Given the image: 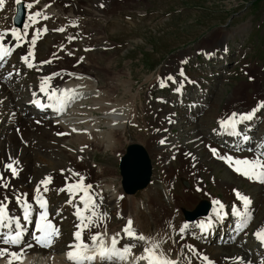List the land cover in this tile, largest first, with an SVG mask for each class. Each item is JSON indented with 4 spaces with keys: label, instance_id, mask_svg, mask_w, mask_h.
I'll use <instances>...</instances> for the list:
<instances>
[{
    "label": "bare ground",
    "instance_id": "1",
    "mask_svg": "<svg viewBox=\"0 0 264 264\" xmlns=\"http://www.w3.org/2000/svg\"><path fill=\"white\" fill-rule=\"evenodd\" d=\"M22 1H24L26 9V18L24 19L25 23L23 24L22 29L18 30L13 28L9 22L13 13L12 3H14L15 0H0V32L16 30L22 34L25 30L24 26L29 23L32 24V26L27 29L28 35L25 38V42H23L20 47H15L10 57H5V60L3 62H0L3 63V66L0 67V156H4L7 154L9 155V158L3 161L0 157V174H2L4 177V183H7L9 185L7 189L0 187V200H3L4 197L7 196L10 200V203L8 204L9 214H18L20 217L21 211L17 213V210L20 208V206L17 205L15 200H12L11 197H9V194H11L12 197L18 194H27V199L33 207L32 215L37 212L39 213V206L33 203L35 202L33 197L37 195L35 190L39 183L36 185H31L29 181L32 177L36 176V174H39L38 180H45V178L50 177V182L46 185L48 190L44 191L45 186L41 185L39 194L47 201L48 220H50L58 230V235L53 237L51 246L47 248L54 249L58 242H60V240L65 235L61 233L63 229L71 228L73 229V232H76L78 230L77 224L80 223L78 217L75 215L74 218H69L68 215L75 213L77 207L83 210V206L77 202L76 196L71 198L72 203H68V200L66 201L65 205H62V202L64 200L63 196L69 197L70 195L66 190L70 183L74 181H80L83 186L86 187L85 183L82 182L83 179L79 180V175H84V172L80 171V173L78 174L77 172L79 170L74 169L73 171L76 172V175H72V173L70 175L71 167H84L87 173L90 171L91 174H93V178L99 176V178L94 179L90 185L95 186L97 193L101 191L102 200L96 199L98 205V209H96L97 212H101L102 205H110L111 209L109 211V216L118 212L120 214V222L123 221V219H128L129 216L132 218L133 228L143 233L139 220L140 214L136 212V209L134 207L135 202L130 198V196L125 195H123L122 198L117 201L116 196L120 192L117 191L112 181L102 180V182H99V180L102 179L101 174L107 176V174L109 173L108 166L105 165L107 167H104L97 163L95 165L96 167H90L91 163L89 162V158L87 157V152L94 149L101 152H115V149L117 148L116 143H118L121 138L124 137L123 130L126 128L127 122L129 120H134L136 111L134 96L130 97L128 100H119V98L117 97L113 98L117 93L119 87L123 86V92H125L126 94L128 93L130 87H126L125 85H123V83L126 84L129 80L125 81L122 79H118V75L116 74L112 76H106L108 78L106 83H98V79H95L96 76H94L90 72L91 70H95L96 68H101L99 67V65H97L99 64L98 62L92 61V56H98L96 47L95 50L97 54L93 55V52L95 50L93 52L86 53L88 51V47H84L82 45L84 47L83 53H86V57L81 59L82 56H74V54H76V45L74 43L73 48L71 49L69 48V44L67 45L68 47L60 46V39H57L58 41L55 44V47L58 49H55L53 47H49L50 43H53V41H50L45 37L44 40H47V44L39 45L38 50L36 44H31L33 35H37V37H39L38 35H40L39 33L37 34V30H40V33L45 34L55 28H58L56 26L53 27L55 24L58 25L59 23H62L63 25L65 22L71 24V22L75 20H78V22L82 21L80 22L81 25L86 27L84 28V31L87 34H90L93 32V29L91 28V30L88 31L86 26L87 24L85 25V22H88L89 18L100 17V15L98 14H101V12L103 11L100 9H96L93 3H87L85 5L73 3L71 7L65 9L61 4H58V2L57 4L53 3L52 6L47 7L45 0ZM29 3L33 5L31 9L26 7V5ZM37 12L41 13V15L36 17L38 23L33 24L29 17ZM87 15L89 16L88 18ZM45 17L47 18L45 19ZM40 20H42L43 22L39 24ZM49 35L50 34H48V36ZM94 35H96V37H94ZM94 35L92 34V36L94 37L93 39L97 43L102 41L101 38L97 36V33H94ZM71 36L75 37L76 40L78 39L79 41H81V36L76 37L74 34H71ZM13 41L15 40L12 39L11 36H9L6 38L4 43L6 46H14ZM222 45L220 48H222ZM24 47H30V49H28L32 52L33 60L31 63L33 67L31 68H29L28 66H23L22 57L26 55H24L23 53L21 54L20 50H22ZM57 50H60L61 52ZM70 52H72V56ZM15 53H17V56L14 57ZM55 58L59 60L56 61L54 60ZM52 60H54V62H52ZM75 61H79V64ZM102 67L110 66L106 61V63L104 62V64H102ZM39 69H42V71L37 72ZM66 69L69 70L67 71ZM28 70H34L35 73L37 72V74L33 78H29L28 76L24 78L23 73H27ZM9 74H11V76H9ZM47 74H50V76L52 77V79L49 81L50 87L53 88L57 86L60 83L59 81L65 82L67 84L65 88L66 93H72L74 91L79 93L83 91L82 103L84 101L89 102L88 106H84L81 103L79 109L75 107L74 111L71 113L73 119L67 121L65 124H57L55 123V120H50L43 116L33 115L30 111V107L24 104L28 100H31L29 98L30 96H33L32 101L34 100V98L36 99V97L39 96L37 87L39 84H41L42 80ZM92 76H94V79L92 78ZM53 84H55V86H53ZM216 91L217 92H215V94L216 96H218L221 89L217 88ZM236 94L239 93L236 92ZM236 94H234V96ZM153 102L154 101L145 104V111L147 115H149V113L151 112V107L157 106L158 108L159 106L157 103ZM173 102L178 104L180 100L177 98H173ZM261 102H264V100L261 99L258 102H253L251 105L249 104L248 107L246 106L242 108V106L234 104V108H230L233 103L231 100H228L227 103L223 105V107L224 110L229 108L227 111L239 107L240 109L235 110L240 112L235 113L246 114L254 109H258ZM217 106V102L213 105H207V108L203 110V116H213V119L219 117L220 113H218V111L216 112ZM114 107H120V109L118 110L122 111V117H118L117 115H110L102 118H91L88 122H84L88 125V129L81 131L79 134L75 132V129L78 126L82 125L80 122H78L81 114H86L87 116H89L90 114H94V112L105 114V112H113ZM168 111L169 109L166 108L165 113ZM163 115L164 112L161 114V116ZM183 118H181V121H179L178 124L183 121L186 122L187 119ZM123 120H125V124L123 123ZM257 123L258 119L255 112L253 120L246 121L243 124V133L249 134L250 132H253L258 128ZM178 124H176L175 126L177 127V129L181 128V130L180 132L175 133L174 137H176V139L167 138V140H169L167 146L162 147L155 142V139L158 136L162 137L166 135V133L164 132L159 133L158 130L152 131V135L150 136L151 140L149 139V141L151 142L147 143L151 147V150H154L155 152V159L158 160L157 162L160 166V170H163V173L158 177V180H160L161 183L160 186L162 188H164V184L167 188L170 183L169 180H166V177L171 170L170 167L173 166V162L169 160L168 162H165L167 163L165 165L164 160H166L167 157L172 154L171 149H169V145H171L172 143H185L179 149L183 150L188 147L189 150H192V155L189 158L183 157L178 159L179 166L182 168V177L188 176V178L197 180V175H199L200 173L197 164L202 168L205 166V162L207 160L209 161V163L221 167V164L219 162L210 159L208 152H206L204 148L199 150L198 142L191 141L193 137L201 134L203 138H207V132H205V129L203 128V126H205L204 122L198 120V122L194 125H188V127L183 128ZM99 125H101L102 128H99L97 131H93V128ZM149 125L152 124L149 123ZM172 127L173 125L169 127V131L171 132ZM194 128H197V133L189 134L188 131ZM211 128L214 129V126ZM33 129H36L34 130L35 132L32 131ZM183 132H185V134H183ZM13 135H15L17 138L16 143L20 144V150H17L11 141V136ZM253 137L259 141H264V134L253 135ZM127 139L129 140L130 138ZM152 139H154L153 142ZM6 140H9V142L3 144V142ZM206 141L211 142V140L208 139ZM131 143L139 142H135L134 139H131L130 142L127 143V145ZM210 146L215 145L210 144ZM144 150L146 156L149 157L145 147ZM164 151L165 153L161 154ZM226 153H228L229 155L232 154L231 152L227 151H219V155H226ZM237 154V157L234 158H246V154L244 152H239ZM187 159L188 162L186 164L190 167L188 172L184 167L185 162H183V160ZM12 161L16 162L15 166L17 167L18 171V175H16L15 177H13L11 172L5 168V165ZM63 168L67 169L64 170ZM47 169L48 174L44 172ZM194 169L197 173H192ZM106 171L108 172L107 174ZM229 171L226 169H219L216 172L220 173L221 176L213 177L221 185L229 184L233 188V194L228 197L229 199H227V197L220 199L222 204L225 207H228L227 211L232 212L234 204L239 210L243 211L241 201L234 198V193L236 192H234L235 189H237V191H239V193H241L242 195L248 197L251 201L250 205L248 206V211L251 214L249 223L245 228H243L242 231L239 232V234H237L234 230L236 218L232 215V213L231 217L234 223L233 225H229L225 229L223 227L225 225V221L223 223H219L220 220L213 218V214L215 211L212 201L214 200V198H211L209 194L202 188L203 185L198 184L197 181H195V184L202 186H198V190L193 187L195 184L192 186L193 188H191L190 186L188 189H182L181 193L179 192L178 194H173L169 191L170 188H167V194L171 197H168L166 205H159L156 203V200L154 198V187L150 185L145 191V196L149 201V204H147V208L149 210L148 213L152 218V222L154 223L153 227L155 235L152 237L149 235L144 236L145 239L142 243L144 244L142 247L143 251L146 247H150L152 243H158L159 247L156 249L157 253L163 252L167 258L172 260L179 259L181 264H235V258L241 257L244 259L245 264H247V261L249 260H251L253 264H259L260 257L264 256V253L261 245H258V239L256 240L255 237L253 238L255 247L252 251L248 249V242L245 243L244 240L246 239L245 236L249 227H254L255 233L257 232V230L264 229V183L249 179L248 177L236 173L233 168H231V170ZM186 177L184 179H187ZM54 180L61 182V184L55 187L54 185L56 183L53 182ZM241 183H244L245 185ZM89 189L90 187L87 191H89ZM53 191L54 193H52ZM195 193H198L199 197H203V199L205 198L209 202V204L211 205L210 210L207 215L197 217L196 221L194 222H185L184 219L180 217L178 209L183 205L190 206L191 203H193V201L195 200L192 199L195 196ZM198 196H196L197 199ZM56 210H61L62 214L66 215L57 214L55 213ZM85 214L87 215L89 213ZM142 216L144 217V214H142ZM210 218H213L211 227L212 229H214L215 226H220L222 228L223 236L219 243L221 244V246H207V244L210 243L209 235L205 236V233L201 234L199 232L198 225L202 222L207 223ZM37 219L38 217H36L34 220L32 219L33 226L35 227ZM112 224L115 226L116 222L113 221ZM184 224L189 225V228L187 230L190 231L186 230V232L183 234V239H180L182 234L179 232V229ZM114 226L111 228L109 226L106 227L109 231L118 230L115 229ZM24 234H29L28 229ZM36 234L37 233L33 234L32 237L34 238ZM259 234H264V232ZM99 239L101 240V238ZM73 243L74 242H71L70 245H72ZM229 243H233V246H230ZM53 244L56 245L53 247ZM183 244H185L184 253L188 254V256H184L180 251ZM30 251H38L40 254L46 253L45 256H48L49 254H51V252H53L51 250L44 251L38 249H32ZM191 254L195 256L192 260L189 258V255ZM132 257L134 260V256ZM52 260L55 264H65L61 261L60 256L52 257ZM219 260H221V262H219ZM188 261L190 262L188 263ZM9 262L10 261L5 263L4 260L0 259V264H9ZM129 262L130 260H128L126 264ZM93 264L113 263H108L102 259H96Z\"/></svg>",
    "mask_w": 264,
    "mask_h": 264
},
{
    "label": "rangeland",
    "instance_id": "2",
    "mask_svg": "<svg viewBox=\"0 0 264 264\" xmlns=\"http://www.w3.org/2000/svg\"><path fill=\"white\" fill-rule=\"evenodd\" d=\"M230 1L231 0H223V2L226 4H230ZM45 2L47 7L52 6L53 3L57 4L58 2V4H61L65 9L71 7L73 3L81 5L93 3L96 9H100L103 11H100L101 14H98L100 15V17L89 18L88 22H85V25L87 24L86 26L88 31H90L91 28L93 29V32L90 33L91 35L89 33L87 34L84 31V28L86 27L81 25L80 22L82 21L78 22V20H75L71 22V24L65 22L63 25L62 23H59L58 25L55 24L53 27L62 26L60 27V29L62 28L63 31H57L56 29H53L45 34L39 32L40 35H38L39 37H37L36 41L37 50L39 45L47 44V40H44L45 37L48 40L53 41V43H50L49 47H53L55 49H58L55 47V44L58 41L57 39H60V46L68 47L67 45L69 44V48L71 49L73 48L74 43L76 45V54H74V56H82L81 59L86 57V53L93 52L97 48L96 50L98 52V56H92V61L98 62L99 64H96L101 68H96L95 70L89 69L91 70L90 72L94 76H96L95 79H98V83H106L108 80L106 76H112L116 74L118 75V79H122L125 81L129 80L126 84L123 82L122 83L126 87H131V91L129 88V91L126 94L125 92H123V86L119 87L117 93L113 98L117 97L119 98V100H128L133 96L132 93L139 94L141 99H136L137 109L138 106L141 105V100L145 99L144 90L147 88V84L155 76L157 70H160L163 67L172 69L176 62H178L179 64V61L183 60V55H188L189 57L188 60L185 59V68L189 69L190 73L193 72L197 75H204L209 79V85L211 86L209 89L210 93L213 92V88H215V92H217V88L221 89L218 96H216L215 92H213L212 101L210 103V105H213L217 101L222 102L223 99H227L220 105L222 109L221 113L225 111L223 105H225L228 100H231L233 103L230 108H234L233 106L235 102L239 101L235 100L239 98L236 92L240 93V88L244 86H246L245 93H248L249 95L247 96H250H246L244 98L247 103L250 102L251 96H253L254 100L249 103L250 105L253 102L255 103L260 101L261 99L264 100V0H256L251 6H240L233 10H226L223 4H221L220 6L219 4L215 3L209 4L210 0H45ZM88 15L87 18L89 17ZM9 22L11 24V18ZM41 22L43 21L40 20L39 24ZM68 33L70 36L68 35ZM94 33H97V36H99L102 41L97 43L93 39L94 37H96ZM48 34L50 35L48 36ZM71 34H74L76 37L81 36V41H79L78 39L76 40L75 37L71 36ZM92 34L94 35V37L92 36ZM69 37H72L73 39L70 40ZM221 43H225L227 46V61L214 59L210 63H208L203 62L202 60H198V56L196 58L194 57V53L196 52L198 47H201L203 49H211L214 47L220 48V46L222 45ZM82 45L84 47H91V49L86 53H83L84 47ZM24 48L20 50L21 54L23 53L24 55H28L30 47ZM238 49L240 50L239 52ZM96 50L93 52V55L97 54ZM70 54L71 56L73 55L72 52H70ZM54 60L58 61L59 59L55 58ZM54 60H52V62H54ZM106 61L108 62L110 67H102V64H104V62L106 63ZM75 62L79 64V61ZM225 65L228 69L224 67ZM200 69L203 70L204 73H202ZM66 70L68 71L69 69ZM41 71L42 69H39L37 72ZM244 71H247V73L243 74ZM258 72H260L261 74H258ZM26 76L32 78L33 73L26 74ZM26 76L23 75L24 78ZM94 76H92L93 79ZM249 77H253V80H246L249 79ZM202 83L206 84V82ZM254 89L256 91L254 95L257 94V96L261 98L256 97L253 94L250 95ZM197 92H199V89L195 88L194 90H188L186 92L187 94L183 96L188 97L192 94H196ZM129 93H131L130 96ZM245 93H243L242 96H245ZM234 94L236 95L234 96ZM246 106L248 107L249 105L246 104ZM166 108L168 107L164 108V106L160 105L158 106V108L157 106L151 107L150 113L152 114L155 112L158 116L156 117V119L150 121L149 123L153 124L156 123V121L160 120L158 125L159 128L162 122L161 114L163 112L165 113ZM228 109H226V112ZM262 119L264 121V117ZM207 124H212V118H209ZM175 128L177 127L175 126ZM34 130L36 129H33L32 131ZM126 134H129L130 136L136 135L131 133L130 131L126 132ZM150 136L151 135L147 136L148 140H144L146 143L151 142L149 141V139L151 140ZM131 139L133 138H130L129 140L124 137L121 138V140L118 142L119 144L116 143L117 148L115 149V152H110V154L112 156H116V151L122 150L123 143H128ZM16 140L17 138L15 135L11 136V141L14 144L15 148L17 150H20V144H17ZM7 142H9V140L4 141L3 144H6ZM201 149H203L202 143H200L199 146V150ZM97 151L101 153V151ZM152 151L153 153H155L154 150ZM163 153H165V151L161 154ZM91 154L92 153L90 152V155ZM0 157L3 161L9 158V155L7 154ZM106 157L107 153L102 155V160L104 162L106 161ZM150 157L151 160H153L154 157L152 155ZM154 160L156 162L158 161L156 159ZM116 161V157H114L112 162L109 161V173L107 172L108 174L106 176V179H109V177H111L110 179L115 184L117 183V169L115 167ZM183 162H185L184 167L188 172L190 168L189 165L186 164L188 162V159L183 160ZM208 164L212 163H209V161L207 160L203 168H201L200 165L197 164L200 173L199 175H197V180L189 178L190 180H192L191 188H198L199 185L195 184V181H197L198 184L203 185V187H199H202L211 198L222 199L227 197V199H229L228 197L231 196L230 190L233 188L229 184L221 185L217 180H215L210 170L212 167V170L215 171L219 169L221 170V168L217 169L216 166H209ZM103 166L107 167L105 165ZM173 166L176 169L180 167L178 160L177 163L175 162ZM158 167L160 168L159 165H155V167L154 165L152 166V168H154L153 173L156 174V176L160 174V170L158 169ZM63 169L65 170L67 168ZM74 169L80 170L85 168L71 167L72 171ZM171 170L173 171V169ZM44 172L48 174V169ZM192 173L197 172L194 169ZM89 174L91 175L90 171L88 172V175ZM173 174L176 176L178 175L177 171L172 173L171 176H173ZM214 174L216 177L221 176V174L218 172ZM38 175L39 174H36V176L31 178V180L29 181L31 185H36L38 183L40 184V182L44 180H38ZM206 177H211L212 182L210 180L206 181ZM155 178L158 180L157 177ZM183 178L185 177L183 176ZM53 182L58 185L61 184V182H58L57 180H54ZM82 182L85 183L87 190L89 188L87 186H90L92 183L88 176H84ZM189 186L190 184L184 188H176L175 192L177 193L179 189L182 190L188 188ZM156 188L157 200L164 203V196H161L159 187ZM181 190L179 191L180 193ZM142 193L143 192L139 191L133 194L137 201H139V196H141L142 200H144ZM196 196H198V193H195V196L192 198L193 200H195L188 208H191L197 202ZM183 206L186 207V205ZM141 207L142 210L146 209L145 204H142ZM188 208L184 209L190 210ZM92 229H99L98 225L94 223V227H92ZM69 230L70 229H65V233L68 234ZM249 234L253 235L252 230L249 231ZM68 241L69 243H71L74 242V239H70ZM248 242V246H251L252 242L250 241L249 237Z\"/></svg>",
    "mask_w": 264,
    "mask_h": 264
},
{
    "label": "snow or ice",
    "instance_id": "3",
    "mask_svg": "<svg viewBox=\"0 0 264 264\" xmlns=\"http://www.w3.org/2000/svg\"><path fill=\"white\" fill-rule=\"evenodd\" d=\"M17 4H20L22 0H15ZM27 8L31 9L33 5L31 3L26 5ZM41 13L37 12L29 17V19L32 21V23H38V20H36V17L40 16ZM47 17H45L46 19ZM32 24H26L24 26V32L21 34L20 32L16 30L11 31H3L0 32V62H3L5 60V57H8L11 55L12 51H14L15 47H20L23 42H25V38L27 37V29L30 28ZM40 30H37V34ZM46 31V29H45ZM60 31H63V29H60ZM11 36L12 39L16 41V44L14 46H6L4 41L7 37ZM69 39H73L72 37H69ZM37 41V35H33L31 44L35 45ZM32 55L31 50H29L28 55L22 57V60L24 63L27 64L29 68L33 67L32 63L29 62V56ZM3 66V63H0V67ZM55 75V74H54ZM11 76V74H9ZM52 79V77H46L42 80L40 84L39 91L42 93H45L47 96V100L50 101L49 103H41L39 99L33 100V103L40 107L41 109L44 108H52L55 107V103H52L56 98L52 96V91L50 94L48 93V86L49 81ZM174 78L169 75L168 80H173ZM161 86H164L163 84ZM179 91V89H177ZM35 97V93H34ZM59 102V101H57ZM259 108H264V102H261L258 109H254L249 113L246 114H237L232 113L229 117L225 119H221L218 121L219 124V130L221 134L229 135L232 137H237L239 140L243 142H248L251 137L244 134L242 131L239 130V125L244 124L246 121H252L255 115V112L259 110ZM216 131V130H214ZM165 140H161L160 143H165ZM211 151L213 154L217 155L219 159L225 161L230 167L233 168V170L236 173H239L245 177H248L249 179H253L256 181H259L261 183H264V142H262L259 145V152L253 159L248 158H234L231 155H219L218 150L215 148H212ZM15 161L9 162L5 165V168L11 172L12 176L15 177L18 175L17 167L15 166ZM50 177L41 181L40 184L36 188V193L33 197L35 203L39 206L40 212L38 215V219L36 220V231H38L40 234L34 236L35 244H28L25 245V247L21 250V252H8L7 249H0V256L7 253L10 256H22L24 252H26L28 249L40 246L42 248H48L51 246L53 237L58 235V230L53 225V223L48 220V211H47V201L39 194L40 193V187L41 185H44V191H47L46 185L50 182ZM0 187L7 189L9 185L7 183H4V177L2 174H0ZM91 187V186H87ZM67 192L75 196L77 190L81 192H86L87 188L82 186V183H75L70 184L67 187ZM235 195L239 201H241L243 206V211L239 210L236 205H233V211L232 215L236 218V223L234 226V230L237 234H239L240 231L243 230L249 223L250 219V212L248 211V206L250 205L251 201L248 197L242 195L239 193V191L235 192ZM15 201L17 205H19L22 209V219L25 222V224H31L32 223V212L33 207L32 204L29 203L27 199V194H18L15 196ZM81 203H83L84 208L81 210L79 207L76 208L75 215L78 217L80 223L77 224V231L74 233V243L70 245V248L75 249L76 251H69L68 257L70 260L74 261V264H93L95 261V257L91 256H84L80 254L79 249L82 246V231L84 229H89L96 221L97 218L103 219V214L98 213L96 211V201L92 194H88L86 196L80 197ZM10 203V200L7 196L4 197L3 200H0V243L4 245L9 246H19L23 242V235L27 231V228L25 224L21 223V217L19 216H13L9 214L8 211V204ZM68 203H72V200L70 199ZM215 204L217 205V211L214 212L213 218L218 220H223L227 216V212L224 209V206L221 204V202L216 201ZM89 213V214H85ZM213 218H210L207 223H200L198 225L199 232L201 234L206 233L211 227L213 223ZM132 221L131 219L128 220L127 226L124 229V233L127 237L133 238V239H139L144 240L145 237L143 235L137 236V234L134 232V230L131 227ZM189 228L188 224H184L180 229L179 232L182 234L181 238H183V234L186 232V230ZM264 232V229L258 230L254 235H257L259 233ZM100 234H94L91 236L92 240H99ZM118 241L113 238V245L114 247L105 251H102L99 255L101 256L102 260H111L113 257H119L121 253L130 246H125L123 250H120L115 247L117 245ZM261 247H264V240H260ZM159 247L158 243H152L150 247L145 248V255L142 257V259H145L148 261V264H181L180 260H172L167 258L163 252L157 253L156 249ZM191 250V249H190ZM181 252H183V249H181ZM206 259V258H204ZM9 264H15V261L9 262ZM235 264H245L244 259L241 258H235ZM247 264H253L251 260L247 261ZM259 264H264V256L260 257Z\"/></svg>",
    "mask_w": 264,
    "mask_h": 264
},
{
    "label": "water",
    "instance_id": "4",
    "mask_svg": "<svg viewBox=\"0 0 264 264\" xmlns=\"http://www.w3.org/2000/svg\"><path fill=\"white\" fill-rule=\"evenodd\" d=\"M133 154V155H132ZM135 154H134V152L132 151V150H128V152L125 154V156L122 158V161H121V164H120V166H121V171H122V173L125 175V173H127V169L132 165V163L134 162V158H135ZM142 162H145L144 161V159H142ZM146 163V162H145ZM146 165H147V163H146ZM145 181H146V179H144L143 181H142V184H144L145 183ZM135 187H137V186H135ZM191 217H193V215H188L187 214V218H191Z\"/></svg>",
    "mask_w": 264,
    "mask_h": 264
}]
</instances>
